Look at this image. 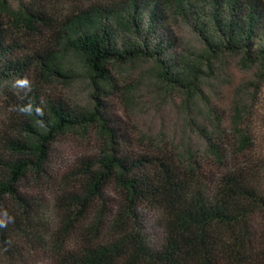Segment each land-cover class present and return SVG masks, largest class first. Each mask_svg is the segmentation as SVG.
I'll return each instance as SVG.
<instances>
[{"label":"trees","instance_id":"trees-1","mask_svg":"<svg viewBox=\"0 0 264 264\" xmlns=\"http://www.w3.org/2000/svg\"><path fill=\"white\" fill-rule=\"evenodd\" d=\"M46 1L0 0V76L28 82L5 92L0 118V264H264V165L247 154L240 121L232 142L202 130L199 155L134 153L98 91L76 112L39 92L72 75V55L102 92L110 65L150 59L160 81L195 94L199 61L171 50L169 19L187 22L213 56L264 65V0H91L61 13ZM92 128L94 156L55 176L54 143Z\"/></svg>","mask_w":264,"mask_h":264},{"label":"rangeland","instance_id":"rangeland-1","mask_svg":"<svg viewBox=\"0 0 264 264\" xmlns=\"http://www.w3.org/2000/svg\"><path fill=\"white\" fill-rule=\"evenodd\" d=\"M89 1L47 0L46 6L61 13L75 2ZM168 28L176 39L171 50L199 61L200 82L195 94L160 81L150 59L110 65L111 85L102 92L85 76L80 61L69 55L66 62L73 70L72 75L41 83L40 95L59 99L76 112L91 106L98 91L101 102L107 106V116L127 140L125 148L134 153L154 152L159 148L173 154L186 150L199 155L205 147L203 131L207 134L222 131L232 142L234 121H240L250 138L247 154L256 164L264 165V65L243 63L240 54L227 51L213 56L202 37L183 20L169 19ZM0 77L1 118L5 92H17L28 84L20 83L22 80L17 76ZM98 144L93 128L84 135L75 131L59 138L53 146V174L58 176V170L94 156ZM42 185L36 190L50 202L53 189ZM148 231L156 241L159 233L156 224Z\"/></svg>","mask_w":264,"mask_h":264},{"label":"clouds","instance_id":"clouds-1","mask_svg":"<svg viewBox=\"0 0 264 264\" xmlns=\"http://www.w3.org/2000/svg\"><path fill=\"white\" fill-rule=\"evenodd\" d=\"M20 83L27 84L28 82H27V80H25V81H22ZM22 111H26V110L25 109H22ZM5 226H6V223L4 221H0V227H5Z\"/></svg>","mask_w":264,"mask_h":264}]
</instances>
